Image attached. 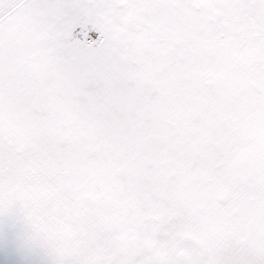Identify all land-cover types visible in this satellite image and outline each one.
I'll use <instances>...</instances> for the list:
<instances>
[{
    "label": "snow or ice",
    "instance_id": "6c2138e0",
    "mask_svg": "<svg viewBox=\"0 0 264 264\" xmlns=\"http://www.w3.org/2000/svg\"><path fill=\"white\" fill-rule=\"evenodd\" d=\"M0 264H264V0H0Z\"/></svg>",
    "mask_w": 264,
    "mask_h": 264
}]
</instances>
